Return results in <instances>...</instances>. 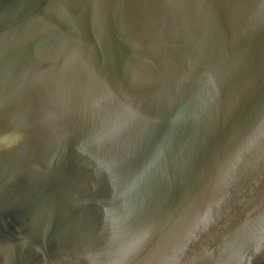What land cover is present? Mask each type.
I'll list each match as a JSON object with an SVG mask.
<instances>
[{
	"label": "water",
	"instance_id": "95a60500",
	"mask_svg": "<svg viewBox=\"0 0 264 264\" xmlns=\"http://www.w3.org/2000/svg\"><path fill=\"white\" fill-rule=\"evenodd\" d=\"M0 264H264V0H0Z\"/></svg>",
	"mask_w": 264,
	"mask_h": 264
}]
</instances>
